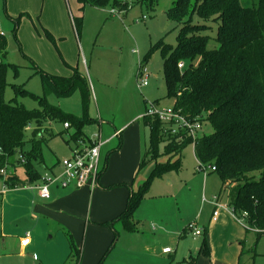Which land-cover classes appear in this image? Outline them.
Wrapping results in <instances>:
<instances>
[{
	"label": "rangeland",
	"instance_id": "1",
	"mask_svg": "<svg viewBox=\"0 0 264 264\" xmlns=\"http://www.w3.org/2000/svg\"><path fill=\"white\" fill-rule=\"evenodd\" d=\"M176 1L128 0V11L113 16L111 14L113 7L106 10L87 7L82 14L76 0H63L69 21L70 14L74 17H83L79 45L75 46L74 39L68 38L65 47L68 49V58L73 55L79 58V67L72 66H75L73 68L78 74L87 80L91 97L86 107L83 106L80 91L65 98H59L52 93L47 95V101L61 109L65 115L76 118L88 116L96 121L83 129L85 136L90 140H94V137L100 134L99 124H97L98 120L101 122L100 116L104 120H111L110 122H113L115 117L117 122H121L133 117L137 108H140L142 116L139 122L147 134V139H145V147H147L140 163L141 177H139L143 178L144 182L150 176L156 163L148 155L150 128L142 119L147 114L144 100L147 98L150 102L158 101L161 107L174 106V101L166 98L167 85L163 57L160 50H154V47L161 41L174 47L177 45V37L182 25L170 20L166 14ZM244 2L246 5L251 3L249 0H244ZM59 3L58 0H0V33L7 41L6 55L4 58L1 56L0 61L3 60L12 65L7 74L9 86L5 93L6 102L21 104L28 110L38 109L39 104L29 96L22 95L20 89L43 97L41 76L37 68L58 74L55 64L60 65L59 54L62 51L59 49V52L57 49L58 41V45H54L44 39L42 19L48 25H53L54 18L61 16L58 10ZM25 7L27 11L22 10ZM116 10L119 12L118 9ZM143 17L147 19L143 21ZM194 23L212 26L214 32L209 31L207 35H216L218 23L203 21L199 18H195ZM64 27L63 30L67 34L72 33L71 22L69 24L66 22ZM62 56L65 59L63 53ZM141 63H146L151 76L149 87L140 89L137 76ZM12 86L18 88L14 89ZM102 127L105 126L102 125ZM42 131L47 141L42 145L44 161L42 163L33 162L34 167L41 176L52 171L59 176L62 173L60 161L71 156L74 143H71L70 138L75 133V129L65 130L62 122H52L46 123ZM104 132L103 139L110 135L107 130ZM27 133L30 136L32 132ZM212 133L213 129L206 123L199 127L195 138L201 139ZM68 141L70 144L67 143ZM116 143L118 144L119 140H116ZM121 146L122 143H119L113 152L120 150ZM30 150L31 144H27L25 151ZM163 150L164 145L162 144L160 152L163 153ZM170 159L165 156L160 158L159 162L168 164L170 161L175 163L180 160L179 169L169 171L155 179L133 215L137 231L155 235L160 242V250L164 247L172 249L171 255L160 256L158 254L155 259L152 258V262L154 264H194L196 258L195 260L192 258L197 254L199 259L210 260L218 252L223 253L222 257L230 262L229 259L233 252L240 250L236 264H264V235L258 239L256 233L248 232L243 219L234 220L238 225L235 229L231 228L233 226H228L237 238L232 244H227V249L219 247L220 242L217 240L220 236L215 235L216 244L219 247L217 252L213 249L215 241L211 243L209 233L207 234L204 229L208 226L213 214L212 201L218 198L221 205L224 204L231 208L230 204L236 194V187L231 185L222 190V181L218 173L208 169L206 174L198 171L199 161L195 157L194 145L187 146L180 158L176 156ZM10 169L13 174L16 170L19 177L25 180L22 166H11ZM1 189L2 182L0 181V191ZM128 189L131 190L129 200L131 194L137 192L139 188L130 187ZM10 195L13 194H8L7 197ZM4 202V197L0 195V264H43L47 257L50 264H72L77 261L76 251L72 254V244L80 250L83 241L77 244L67 234L62 236L44 234L39 239L35 231L33 234L34 247L37 242L38 246L34 248L32 244L31 247H27V255H20L17 247L19 239L25 237L30 230L25 222L8 221L3 213L5 210H2L5 207ZM193 223H196L198 228L204 229L207 234L208 256L201 248L204 237L195 238L187 232L188 226ZM230 224L234 225L233 222ZM4 226H6V233L3 235ZM8 226L11 227V233ZM107 227L111 232L115 228L118 230L115 229L119 237L115 243L116 248L112 250L114 253L111 254L112 259L114 257L113 262L122 261L121 250L117 247L122 242L121 233L131 235L132 233L124 231L120 222H117L113 229L111 226ZM113 234L115 239V233ZM84 235L86 236V233L83 232L81 237H85ZM223 244H225L224 241ZM123 263L118 262V264Z\"/></svg>",
	"mask_w": 264,
	"mask_h": 264
},
{
	"label": "trees",
	"instance_id": "2",
	"mask_svg": "<svg viewBox=\"0 0 264 264\" xmlns=\"http://www.w3.org/2000/svg\"><path fill=\"white\" fill-rule=\"evenodd\" d=\"M249 1L251 3L246 5L244 0H177L166 12L170 20L182 25L175 47L164 41L154 47V50H160L164 60L166 98L174 101L173 107L188 122L200 126L208 123L213 133L201 139L192 137L184 129L172 133L171 125L146 114L142 119L150 128L148 155L156 162L155 167L141 188L131 194L125 211L105 225L113 229V225L120 222L124 231L137 232L133 215L152 183L180 167V160L162 164L159 159L165 156L180 158L187 146L194 145L197 160L204 166L216 168L214 172L221 178V189L231 185L236 187L230 204L236 219H243L247 231L256 233L258 239L264 235V0ZM77 2L82 10L85 7L103 10L113 7L122 13L129 9V3L122 0ZM195 18L218 23L216 35H207L209 31L214 32L213 27L196 24ZM73 24L79 34L83 20L76 18ZM45 36L56 44L48 32ZM6 48V38L0 33V57H5ZM11 66L0 61V168L6 163L12 167L15 164L22 166L25 180L15 171L10 178L11 186H22L41 180L33 162L44 161L42 145L47 141L39 133L46 123H69L70 129H75L72 140L90 142L83 129L96 121L65 115L47 101V95L52 93L65 98L80 91L86 107L91 97L90 89L87 80L77 71L71 78H64L37 68L43 97L23 89L20 91L35 100L38 109L28 110L21 104L6 102L7 74ZM29 126L36 128L30 136L27 133ZM27 144H31L28 152L25 151ZM162 144L163 153L160 152ZM19 154L26 159L23 165L17 160ZM206 235L204 231L201 248L208 256ZM118 237L119 233L115 231V239L100 264L115 248ZM72 248V254L76 251L77 255V261L72 264H81V249L77 250L73 244Z\"/></svg>",
	"mask_w": 264,
	"mask_h": 264
},
{
	"label": "crops",
	"instance_id": "3",
	"mask_svg": "<svg viewBox=\"0 0 264 264\" xmlns=\"http://www.w3.org/2000/svg\"><path fill=\"white\" fill-rule=\"evenodd\" d=\"M58 1L60 2L58 10L61 16L59 18H54L53 25H48L44 22V19H42L44 27H41L44 39L51 43L46 38L45 32L52 35L55 39L56 45L59 44V46H57L58 51L61 49L67 61L63 58L62 53H60V65L57 63L55 64V67L58 70V72H56L58 74H52L45 70L43 71L51 75L71 78L75 73L74 71H76V69L73 68L75 66L72 65L79 67V58H75L74 55L73 57L68 58V49L65 47V44L68 41V38H70L74 39L75 46L79 45L81 32L78 34L73 24V20L79 17H74L70 14L69 21V18L66 17L63 0ZM79 7L80 12L83 14L87 7L83 10L80 4ZM22 10L27 11V7L22 8ZM81 19L83 20V17ZM66 22L67 24H69V22L72 24L73 31L70 34H67V32L63 30ZM57 41L59 42L58 44ZM77 92H75V94ZM147 101L148 99L146 98L144 100L146 111L148 109ZM141 116L142 111L140 108H137L133 117L125 119L121 122H117V118L115 119V117L112 120L113 122H110L111 120H104L102 116L99 117L101 122L98 120L97 124H99L102 139L105 130H107L110 135L104 138L105 141L103 139L105 142L101 148V163L103 162V172L98 186L93 187L91 185H87L82 188H75L73 186L68 188L52 186L50 188L51 197L48 200L40 199L37 191L25 188L11 191L5 195L0 194L5 200V207L4 209L2 208V210H5L3 213L6 215V218H8V221L25 222L30 230L26 233L30 234L29 246H25L23 244L26 236L19 239L20 241L17 247L18 251H20V255H27V247H31L32 244V247H34L33 234L35 231L39 239L42 238L41 235L44 234H60L61 236L67 234L71 236L73 241L77 244H79L81 240L83 241V245L80 246L82 251L81 264H100L103 256L114 240L113 233L117 230V228H115L116 223L113 225L116 229L112 230V232L114 231L113 233L104 224L116 219L125 211L127 200L131 193V190L128 188L135 187V189H137L138 187L140 189L144 184V179L139 177H141L140 163L143 158L145 148L147 147H145L147 134L142 129L139 122L141 120ZM102 125L105 127H102ZM116 140H119V143H122V146L120 150L113 152V150H115V148L119 145V143H116ZM108 144H110L109 147H106ZM104 154L106 156H104ZM103 158L105 159L103 160ZM15 166L19 165L15 164ZM15 172L17 175L18 173L16 170ZM17 176H19V174ZM8 194L13 195L7 197ZM211 205L213 206L214 213L216 207L213 201ZM222 205L223 208L219 209L217 221H213L212 214L208 226L204 227L207 234L209 233L211 243L213 240L215 241L213 246L215 252L218 251L219 247L221 249H227V244H232L237 238V235L231 233V229H228V226H233L231 228L234 229L236 228L237 224L234 220L237 219L231 208H228L224 204ZM232 222L234 225L230 224ZM204 229L202 230L204 231ZM8 230L11 233L10 226H8ZM3 231L4 235L6 233V226H4ZM83 232L86 233V236L84 235L85 237H81ZM215 235L220 236L217 240L220 242L219 247L218 244H216ZM121 238L122 242L117 247L121 250L123 260L118 261L119 263L154 264V262H152V258L155 259L158 254L160 256L172 254L164 253L163 249L160 250V242L155 235L137 231L132 233V235L121 233ZM223 241L225 244H223ZM3 242H6V238ZM37 246L38 242L35 244V247ZM239 251L233 252L231 259H229L230 262H228V259H224L222 257L223 253L221 252H218L215 257L213 256V259L210 260L199 259L197 257L198 254L197 256H194L192 260H195L196 258L194 264H236V260L239 259ZM111 253L101 264H118V262H113L114 257L112 259V254L114 252L112 254ZM43 264H50L48 257L45 261H43Z\"/></svg>",
	"mask_w": 264,
	"mask_h": 264
},
{
	"label": "built area",
	"instance_id": "4",
	"mask_svg": "<svg viewBox=\"0 0 264 264\" xmlns=\"http://www.w3.org/2000/svg\"><path fill=\"white\" fill-rule=\"evenodd\" d=\"M123 3L128 2V0H122ZM111 14L113 16L120 15V12H117L116 9H112ZM147 18L143 17V21ZM182 67V64L180 65ZM150 73L147 68V65L144 63L140 64L139 73L137 76L138 87L145 88L149 85ZM147 115L149 117H156L160 121L171 125L172 133H176L181 129L189 131L192 137H196L197 130L199 129V124H192L188 122L185 117L181 114L180 111H177L173 106L161 107L155 102L148 101ZM65 130L70 129V124H64ZM36 128L34 126H29L27 131L33 132ZM42 135V130H40L39 136ZM72 139V138H70ZM70 142V141H69ZM71 143H74L71 148V156L65 158L63 161H60V167H62L61 175H55L52 171L51 173L47 172L45 176L41 177L39 182L33 184H24V185H10V178L13 176L11 172V166L9 163H6L3 167L0 168V181L2 182V189L0 194L5 195L11 191H16L18 189H28L37 191L38 196L42 200H48L51 197L50 188L52 186H58L62 188L75 187L82 188L87 185L96 187L99 185V180L103 172L102 163H101V148L105 144L102 139L101 134L96 135L94 140H72ZM70 144V143H69ZM17 160L20 161V164L23 165L26 163V159L23 155L19 154ZM208 170L215 171V167H207L199 162L198 171L207 173ZM214 205L216 207L213 213V221H217L219 216V209L223 206L219 203V199H214ZM233 212V211H232ZM246 216V214H245ZM193 237L199 238L203 236V230L198 228L196 223L190 224L187 228ZM30 234H26V237L23 241L25 246L30 244ZM164 253H172V249L167 247L163 249Z\"/></svg>",
	"mask_w": 264,
	"mask_h": 264
}]
</instances>
